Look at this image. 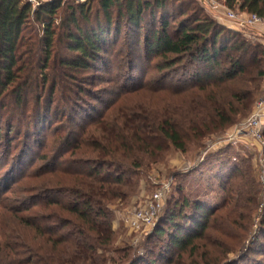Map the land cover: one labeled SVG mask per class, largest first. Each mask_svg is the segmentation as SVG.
Returning a JSON list of instances; mask_svg holds the SVG:
<instances>
[{"label":"trees","instance_id":"1","mask_svg":"<svg viewBox=\"0 0 264 264\" xmlns=\"http://www.w3.org/2000/svg\"><path fill=\"white\" fill-rule=\"evenodd\" d=\"M98 4L103 21L94 25L90 24L86 3L66 6L68 24L74 31L69 28L65 36L71 55L60 60L61 65L87 70L98 62L114 29L113 8L119 19H125L132 35L142 28L143 19L154 23L159 14V27L144 32V50L147 55L161 57L155 65L158 71L175 72L173 83H166L171 78L167 73L157 83V90L173 98H166L157 107L136 104L112 119L97 121L98 134L83 127L71 146L75 134L70 131L63 140L66 148L54 159L41 157L48 162L45 172L28 176L37 179L49 174L51 179L44 182H53V186H28L13 199L6 195L9 187L0 193V264H101L113 241L108 206L134 188L132 175L146 161L162 159L170 147L184 153L191 145L201 146L207 136L221 134L247 116L258 97L264 79L263 48L261 59L259 45L252 47L239 33L208 17L200 0H98ZM224 4L264 17V0H225ZM61 5L62 0H46L35 7L27 0H0L1 88L18 84L21 72L23 76L33 74L36 44L33 37L23 36L28 24L41 27L38 43L43 55L38 64L47 68L53 22ZM176 13L181 20L171 37L169 18ZM139 42L136 40L137 46ZM41 83L43 87L46 79ZM54 89L53 83L50 90ZM84 151L92 155L86 161L76 157ZM67 154L74 159L64 158ZM219 159H212L210 168L213 179L222 186L229 173L221 171V166H231L235 172L237 167L226 166ZM188 206L195 210L193 219L185 214ZM207 214L204 204L184 198L165 216L170 231L157 227L154 234L166 232L171 247L184 248L201 235Z\"/></svg>","mask_w":264,"mask_h":264},{"label":"rangeland","instance_id":"2","mask_svg":"<svg viewBox=\"0 0 264 264\" xmlns=\"http://www.w3.org/2000/svg\"><path fill=\"white\" fill-rule=\"evenodd\" d=\"M218 1L222 5L225 0ZM75 2L62 0L55 16L54 40L47 68L41 69L38 64L43 55L42 46L38 43L41 27L38 23L28 24L23 36L33 37L32 42L36 44L33 74L23 76L21 72L18 84H8L4 89L0 86V193L9 187L6 195L10 199L22 195L21 190L28 186H53V182H44L51 179L49 174L37 179L28 176L45 172L48 162L41 157L54 159L58 151L66 148L63 140L70 131L75 134L71 137V146L83 127L98 134L94 125L97 121L112 119L119 111L136 104L157 107L168 97L173 98L169 93L157 90V83L164 73L171 77L166 83H173L175 72L158 71L155 65L160 63L161 57L147 55L144 50V32L159 27V14L154 23L143 19L142 28L132 35L131 28L124 24L125 19H119L113 8L110 13L113 21L111 30L114 29L106 48L100 51L98 62L91 63V68L87 70L62 66L60 60L71 55L66 50L65 36L69 28L74 31L68 24L70 12L66 6ZM82 3L87 5L91 25L103 21L98 0ZM202 8L208 17L239 33L252 47L259 45V58L262 57L259 38L264 33L262 28L231 26L223 17V7L218 12L207 6ZM228 8L241 12L236 7ZM180 20L177 13L169 18L168 33L171 37L176 35ZM119 23L122 26H118ZM80 26L85 27L81 23ZM116 27L119 28L118 33ZM179 76L180 72L175 77ZM42 79H46L43 87ZM263 81L254 105L261 96ZM53 83L55 89L51 91ZM254 105L247 116L221 134L204 138L201 146L191 145L184 153L170 147L162 159L146 161L135 172L137 174L132 175L134 188L108 206L112 215L113 241L111 250L103 254L105 261L101 264H264V118L262 142L245 135L229 138L237 127L247 121ZM42 117L45 119L41 120ZM84 152V155L76 157L84 161L92 157L89 152ZM218 156L226 166L232 164L237 167L235 172L236 169H230L231 166H221V171L229 173L222 186L213 179L214 170L210 168L213 165L211 160ZM73 157L67 154L64 158L73 160ZM165 185L168 188L154 224L137 232L131 231L124 218L145 206L153 194ZM184 198L204 204L208 216L200 236L184 248H174L169 245L166 232L161 236L154 233L157 227L170 231L165 216L168 210H173L175 203ZM194 211L193 207L185 208V214L191 219L195 216Z\"/></svg>","mask_w":264,"mask_h":264},{"label":"built area","instance_id":"3","mask_svg":"<svg viewBox=\"0 0 264 264\" xmlns=\"http://www.w3.org/2000/svg\"><path fill=\"white\" fill-rule=\"evenodd\" d=\"M32 4L33 7L37 6L39 3L46 0H27ZM86 0H76V2H85ZM205 6L213 11H219L220 7L224 8L223 17L231 23V26H250L252 28H263L264 27V17H261L254 13L240 12L237 13L232 9L228 8L226 5L222 4L218 0H200ZM233 28V27H232ZM261 39L260 43L263 48V60H264V33L259 35ZM264 118V81L262 84L261 96L254 105V110L249 116L247 121L240 127H237L232 135L231 139L235 138L237 135H245L250 137L255 141L262 142V119ZM262 162V160H261ZM263 172H264V162H262ZM168 188L167 185L163 186L160 190L155 192L151 199L147 202L145 206L132 211L124 218L126 226L134 232L140 231L142 228L154 224L157 219L159 210L161 208V202L163 200V195Z\"/></svg>","mask_w":264,"mask_h":264},{"label":"crops","instance_id":"4","mask_svg":"<svg viewBox=\"0 0 264 264\" xmlns=\"http://www.w3.org/2000/svg\"><path fill=\"white\" fill-rule=\"evenodd\" d=\"M261 30L264 32V27Z\"/></svg>","mask_w":264,"mask_h":264}]
</instances>
